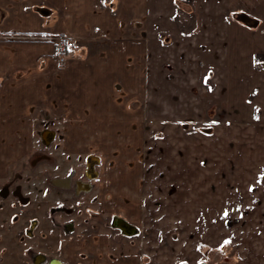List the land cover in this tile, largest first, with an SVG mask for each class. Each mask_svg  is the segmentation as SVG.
I'll return each instance as SVG.
<instances>
[{"label":"rangeland","instance_id":"1","mask_svg":"<svg viewBox=\"0 0 264 264\" xmlns=\"http://www.w3.org/2000/svg\"><path fill=\"white\" fill-rule=\"evenodd\" d=\"M183 1L178 2L182 12L192 14V22L184 24L193 26L192 32L183 30V45L162 34L130 36L129 80L96 84L97 93L110 95L112 105L97 107L106 111L97 113L92 131L76 130L88 119L70 110L33 112L34 141L22 174L43 177L45 171L72 170L82 178L86 156L98 155L103 160L101 177L81 208L89 214L98 203L105 161L109 173L127 172L125 179L139 200L126 201L125 207L137 216L142 206L144 221L151 217L146 221L151 227L134 226L140 230L137 241L144 240L147 250L160 254L155 264H264V51L249 45L254 35L250 41L245 31L241 50L234 45L235 50L223 51V58L217 50L198 49L200 6ZM235 20L237 26L247 25L240 16ZM57 40L62 67L74 43ZM63 43L65 50L60 48ZM142 46L144 61L136 60L133 53L140 56ZM80 89L83 95L88 84L81 82ZM47 127L56 134L49 145L41 137ZM78 132L86 138L90 132L96 143L76 149L73 134ZM69 154L74 162L65 161ZM65 195L70 198L66 205L74 210L86 198L75 201L76 194ZM152 211L160 214L154 221ZM102 217L111 222L110 214ZM109 226H100V231L109 233ZM148 260L144 264H153Z\"/></svg>","mask_w":264,"mask_h":264},{"label":"crops","instance_id":"2","mask_svg":"<svg viewBox=\"0 0 264 264\" xmlns=\"http://www.w3.org/2000/svg\"><path fill=\"white\" fill-rule=\"evenodd\" d=\"M178 2L184 1L0 0V264H51L53 261L144 264V259L156 262L161 258L157 250H147L149 247L144 240L137 241L138 227L135 236L124 235L112 227L107 233L100 231V226L105 227L103 222H87L67 215L65 209L69 211L70 207L66 199L70 198L65 193L78 195V192L51 188L49 179L65 177L74 171L66 174L45 171L43 177H24L22 173L26 171V158L34 141L33 112L57 107L62 112L71 111L75 117L84 115L88 124L76 130L92 131L97 113L106 111L97 107L112 105L108 101L110 95L106 97L101 90L102 95L97 93L96 84L129 80V50L134 45L130 36L153 38L162 34L175 44L183 45L180 39L183 30L192 32L193 26L184 24L192 22V14L187 16L182 12ZM191 2L200 6V15L196 17L200 26L195 23L198 49L217 50L223 58V51L234 49V45L241 50L240 35L245 31L250 41L254 35L255 41L249 45L257 44L264 51V0ZM239 16L247 25H235ZM58 38L74 43L73 52L67 54L66 65L62 67L58 61ZM188 46L179 47L187 49ZM156 47L159 50L160 46ZM144 49L142 46L140 56L138 52L133 53L136 60L144 61ZM81 82H86L89 88L83 95L79 92ZM73 135L72 145L76 149L96 143L90 132L87 138L80 132ZM70 151L75 153L73 147ZM72 156L74 154H69L65 161L74 162ZM106 163L103 189L93 211L119 216L131 225L151 227L152 223L146 222L151 217L144 221V207L140 206L137 216L125 207L126 201L139 200L125 179L127 172L121 171L117 177L111 171L110 176ZM100 164L103 165L102 158ZM17 186L22 189L23 199L14 193ZM91 195L80 202L86 204ZM156 216L160 214L152 211L153 221Z\"/></svg>","mask_w":264,"mask_h":264},{"label":"flooded vegetation","instance_id":"3","mask_svg":"<svg viewBox=\"0 0 264 264\" xmlns=\"http://www.w3.org/2000/svg\"><path fill=\"white\" fill-rule=\"evenodd\" d=\"M51 131L52 130H50L49 128H45L41 133V137L44 133L49 132V134H47V137H53V139L51 140V142H52L54 140V137L56 136V134H55V132L53 133ZM42 141L46 144L43 137H42ZM49 144H46V145H49ZM92 157H94V158H92ZM100 158H101L100 156L95 155V154H89L86 156L85 168L83 171V175L81 176L82 178H78L77 172L74 171V172L66 175L65 177L50 178L49 179V185H51L53 188H56V189H62L63 188L64 190H70V191L74 190L75 193L78 192V195L75 196V201H77L78 198L86 196L90 193L92 194L94 191V184L93 183L95 181L99 180V176H100V172L98 170V167H100V165H101L100 164ZM80 184L83 186H80ZM21 190L22 189L20 186H17L14 189V193H16V195L18 196L19 199H23ZM82 206H83V204L80 201H77L76 202L77 208L75 210L72 207L67 208L69 211H67L65 209V213L69 216L73 215L74 217H77L78 219L82 218L87 222L100 220L98 222H103L104 226L108 227L110 224L109 227L120 230L122 232V230L120 228L115 227V224L117 222H119L120 220H124L123 218L116 216V215H110L111 222L109 223L106 220L104 221L103 217H102V215H104L106 213L91 211L88 214L81 208ZM84 212H85V214H88V215H85V217H83ZM100 216L102 218H100ZM122 234H124V233L122 232ZM135 235H132V236H135Z\"/></svg>","mask_w":264,"mask_h":264},{"label":"water","instance_id":"4","mask_svg":"<svg viewBox=\"0 0 264 264\" xmlns=\"http://www.w3.org/2000/svg\"><path fill=\"white\" fill-rule=\"evenodd\" d=\"M47 134L48 133H44L42 135L44 141L46 142V144H49L51 142V140L53 139V137H47ZM94 158V157H92ZM115 227H118L122 230V232L127 235V236H132V235H135L137 234V228L131 224H129L128 222L124 221V220H120L119 222H117L115 224ZM34 227L32 226L31 230L33 229ZM52 264H60L58 261H53Z\"/></svg>","mask_w":264,"mask_h":264},{"label":"built area","instance_id":"5","mask_svg":"<svg viewBox=\"0 0 264 264\" xmlns=\"http://www.w3.org/2000/svg\"><path fill=\"white\" fill-rule=\"evenodd\" d=\"M61 49L65 50V45L64 43L60 46ZM64 61V60H63Z\"/></svg>","mask_w":264,"mask_h":264},{"label":"trees","instance_id":"6","mask_svg":"<svg viewBox=\"0 0 264 264\" xmlns=\"http://www.w3.org/2000/svg\"><path fill=\"white\" fill-rule=\"evenodd\" d=\"M68 52H69V51H67V52L65 53V55H67V54H68Z\"/></svg>","mask_w":264,"mask_h":264},{"label":"snow or ice","instance_id":"7","mask_svg":"<svg viewBox=\"0 0 264 264\" xmlns=\"http://www.w3.org/2000/svg\"><path fill=\"white\" fill-rule=\"evenodd\" d=\"M225 214H227V213H225Z\"/></svg>","mask_w":264,"mask_h":264}]
</instances>
